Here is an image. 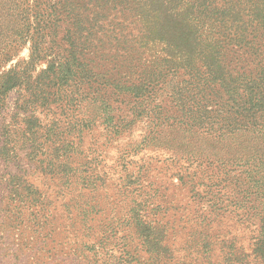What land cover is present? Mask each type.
Listing matches in <instances>:
<instances>
[{"label": "trees", "instance_id": "trees-1", "mask_svg": "<svg viewBox=\"0 0 264 264\" xmlns=\"http://www.w3.org/2000/svg\"><path fill=\"white\" fill-rule=\"evenodd\" d=\"M158 44L162 49L155 53ZM23 48H28V57L3 68ZM146 51L150 59L144 57ZM43 62L47 66L39 70ZM108 64L113 66L111 76ZM108 83L136 99L164 90L181 112L179 124L220 137L251 136L253 150L236 183L242 189L247 185L246 193L262 200L255 212L261 225L248 251L225 221L236 218L242 227L250 212H217L216 205L215 213L168 208L156 213L162 217L159 226L153 214L131 209L129 225L136 219L144 247L160 260L132 257L130 264H208L211 258L264 264V0H0V111L8 109L10 92L28 93L16 101L15 113L8 112L12 121L0 126V157L9 154L13 137L27 140L31 161L44 155L35 162L37 169L63 179L60 191L70 197L62 216L91 236L99 230L95 208H84L82 192L79 197L70 193L77 187L81 191L95 176L93 161L103 147L91 127L108 126ZM90 97L103 101L101 114L92 121L81 111ZM21 112L26 129L11 128ZM58 160L64 161L61 168ZM205 167L208 171L187 168L179 174L191 177L188 190L194 203L198 197L225 195L220 186L227 187L226 174ZM28 189L26 196L10 199L28 200L35 213L28 217L31 224L50 221L47 206L52 199L33 183ZM148 194L156 196L152 189ZM102 232L99 247L107 239L104 228ZM167 232L176 236V249L164 241ZM213 236L215 240H206Z\"/></svg>", "mask_w": 264, "mask_h": 264}, {"label": "rangeland", "instance_id": "rangeland-1", "mask_svg": "<svg viewBox=\"0 0 264 264\" xmlns=\"http://www.w3.org/2000/svg\"><path fill=\"white\" fill-rule=\"evenodd\" d=\"M161 49L162 45L158 44L153 52L159 53ZM28 54V48L21 49L3 68H10L18 61L26 59ZM144 57L150 59V52L146 51ZM46 66L43 62L38 68L40 70ZM112 70L113 66L108 64L109 76L112 75ZM106 92L108 126L104 124L91 127L102 138L99 145L103 147L97 148L95 156L99 158L93 161V167H96L95 176L81 191L77 187L70 193L78 196L82 192L78 197L82 199L84 208L89 212L95 208V221L99 225V230L94 232L96 235H85V230L77 225V228L71 226L64 219L63 205L70 196L67 192L60 191L63 188V179L52 178V174L37 169L35 162H39L44 155L40 154L34 162L31 161L28 156L32 150L31 145L22 137L19 139L13 135L15 142L7 147L9 154L0 157V254L4 255L3 258L0 256V264H130L132 257H152L158 263L160 255L155 252L152 254L144 247L136 219L132 218L129 225L131 209L144 215L146 211L153 214L154 222L159 226L162 217L156 213L168 208L184 209L186 212L197 210L199 213L206 211V208L214 213L224 208L235 213L250 212L244 222L240 223L243 228L237 224L236 218L225 221V226H229L239 238L238 244L246 251L250 250L252 237L261 225L255 212L261 209L262 200L256 201L254 195L246 193L249 192V187L246 185L245 188H240L236 180L243 177L241 172L247 168L244 162L253 150L251 136L234 134L220 137L177 123L181 112L164 90L136 99L118 93L114 85L108 83ZM22 95L28 98V93L25 94L24 91H12L8 94V109L0 111V126L12 121L8 112L15 113L16 101L19 99L22 102ZM102 102L101 97L85 99L81 111L90 115L92 121L101 114ZM140 112L144 113L139 116ZM25 118V113H18L17 125L11 128L26 129ZM63 162L57 161L60 168ZM240 164H243L242 167ZM205 166L226 174V181L223 183L227 187L220 186L225 195H217L215 198L198 197L194 203L188 190L192 186L191 177L183 176L184 183L179 174L184 173L187 168L198 173L202 170L208 171ZM198 176L194 175V179L199 180ZM239 182H243V179ZM30 183L35 184L52 199L53 204L47 206L50 221L45 219L31 224L28 217L31 219L35 213L29 208L28 200L10 199L14 194L26 196ZM137 187L142 188L134 191ZM150 189L156 193L155 197L148 196ZM243 191L245 192L242 193ZM208 199L213 204H209ZM214 205L218 208L216 211L212 210ZM164 221L165 219L161 223ZM102 228L107 239L102 240L106 243L99 247L98 236ZM216 232L215 230L214 234ZM167 233L168 237L164 241H167L171 249H176L179 244L176 236ZM215 239L213 236L206 240ZM95 251L98 252L97 255ZM219 261L228 264L226 259L222 261L221 258H211L208 264H220Z\"/></svg>", "mask_w": 264, "mask_h": 264}]
</instances>
